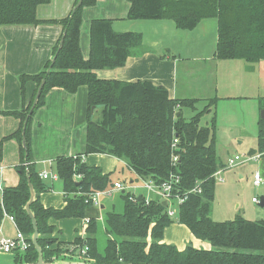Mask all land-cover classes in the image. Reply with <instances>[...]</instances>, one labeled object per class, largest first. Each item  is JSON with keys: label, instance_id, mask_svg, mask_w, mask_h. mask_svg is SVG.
Wrapping results in <instances>:
<instances>
[{"label": "trees", "instance_id": "1", "mask_svg": "<svg viewBox=\"0 0 264 264\" xmlns=\"http://www.w3.org/2000/svg\"><path fill=\"white\" fill-rule=\"evenodd\" d=\"M127 19H168L179 29L191 30L201 19L216 18L218 59H243L256 62L264 59V0H127ZM50 0H0V25L59 24L62 33L53 46L57 51L49 72L50 59L34 74L18 75L21 108L1 111L19 119V127L5 138L19 143L20 163L15 169L19 180L15 186L3 187L0 200V225L4 213L13 216L29 242L25 252H15V261L34 262L37 252L31 242L33 226L24 209L29 199L28 178L35 192L30 208L38 229V244L46 261L64 251L58 237L52 234L49 219L83 218L92 204L87 194L111 189L110 173L99 166L86 164L82 156L103 153L121 158L137 176L156 183L167 180L171 174L179 177L175 191L179 194L198 183L200 193H189L178 206L177 221L185 225L194 237L210 243V249L186 245L179 250L175 245L161 242L172 217L166 213L162 201L148 203L141 195L130 199L122 192L123 211H108L103 217L106 244L97 248L95 230L97 221L89 219L85 236H75L72 245L86 244L88 255L98 264H264V219L247 220L236 216L233 220L214 221L211 206L214 199L213 173L222 165L215 151L216 117L212 112L209 125H202L204 114L214 109L217 98L207 100L202 108L197 99L169 98L167 90L149 81L101 79L98 69H112L125 64L129 56L143 50L142 35L134 31H115L110 18H93L88 24V54L84 57L80 35L84 9L96 0H82L63 18L40 19L36 8ZM77 1H75L76 4ZM45 78L39 98L28 117L25 128V148L22 146V126L32 105L35 92ZM28 81L35 89L26 103L25 87ZM81 86L87 89L85 118V147L83 153L58 156L54 171L62 182L65 205L62 208L44 207L39 195L49 187L40 180L33 162L31 125L33 116L46 101L47 93L55 87L73 94ZM260 107H264L261 98ZM263 100V102H262ZM98 116H91V107ZM193 115L183 117L182 109ZM178 138L176 167L171 164V143ZM25 152L27 154L25 158ZM253 152L264 154V119L257 122V141ZM57 242V243H56ZM56 244V245H55ZM69 249V248H68ZM66 249V250H68Z\"/></svg>", "mask_w": 264, "mask_h": 264}, {"label": "crops", "instance_id": "2", "mask_svg": "<svg viewBox=\"0 0 264 264\" xmlns=\"http://www.w3.org/2000/svg\"><path fill=\"white\" fill-rule=\"evenodd\" d=\"M75 1L77 0H50L47 4L37 6L36 16L40 19L66 17L76 5ZM128 8L127 0H96L94 5L84 9L80 35L84 57H87L88 54V24L93 18H110L115 31H134L142 35L143 50L139 55L129 56L121 67L95 70L96 76L101 79L149 81L154 85L163 86L167 90L169 98L197 99L196 105L200 103L199 101L204 102L205 105L208 99L216 97L217 102L214 109L208 113L212 115L214 111L216 118L217 105L221 100L226 99L227 102L235 99L242 102L249 101L251 103L245 105L243 114L246 116L249 128L252 127V123L255 124L257 141V122L261 118L259 111L262 109L260 99L264 98V74L256 73V75L254 66L263 68L264 59L256 62H247L243 59H218L215 54L217 44L216 18L201 19L193 29L185 30L177 28L175 23L168 19H127ZM61 33L62 27L59 24L0 25V184L3 187L15 186L19 180L18 172L15 169L21 161L19 143L13 138L5 137L17 130L20 121L11 115L1 113V111L19 110L21 108L18 75L39 72L46 61L51 59L53 46ZM82 41L85 44V52L82 48ZM207 63L211 72L208 71L203 74V77L197 78L198 75L193 69ZM251 73H253V78ZM34 89L35 83L28 81L25 87L26 103L32 96ZM221 91H229V94L221 95L219 94ZM86 109L87 89L85 86L79 87L77 92L73 94L62 88H52L46 95L45 104L36 109L34 113L36 119L31 125V146L35 169L40 180L45 184L50 179H42L40 174L43 171L54 170L56 157L83 153ZM36 123L39 125L36 126ZM216 129L215 143L218 137ZM49 131H57L64 135H62V141L59 139L58 145H53L45 137ZM238 142L240 143L241 140ZM255 147L254 145L249 148L247 153L235 155L257 154L259 152H253ZM51 148L55 149V154H51L52 156L48 154ZM82 159L86 164L99 166L103 173L110 174L121 163L119 158L103 153L83 155ZM46 160L51 161V165L46 163L50 166L49 169H46L45 166L38 168V163L40 161L45 163ZM227 160H220L222 165L218 168L219 171H224L227 168ZM254 161L258 162V167L264 172V154H261ZM122 164L126 165L125 161H122ZM127 169L133 176L128 185L116 178L113 183L120 182L125 189H113L111 193L114 191L124 192L129 187L136 186L134 184L136 181L133 180L134 173L128 167ZM256 171L259 172L258 169ZM49 186L39 195L41 204L46 208H62L66 203L62 187L61 189H54V184H49ZM128 192L142 195L130 190ZM153 199L158 200V196ZM104 205V201L101 202V200L99 205H91L85 210L83 218L49 219V224L53 226L52 234L58 237L57 242L62 243L64 251L73 246L72 242L75 236L78 235L82 238L85 236L88 225L85 221L86 218H93L103 223L104 215H100L96 208H104ZM65 226L68 228L69 234L64 235ZM169 227H173L177 234L186 235L188 241L196 240L191 246L210 249L211 245L208 241L194 237L185 225L177 223L176 225L171 224ZM15 233L14 223L7 217H3L0 225V238H13ZM161 242L173 244L179 250L184 249L187 245L182 239H168L164 235Z\"/></svg>", "mask_w": 264, "mask_h": 264}, {"label": "rangeland", "instance_id": "3", "mask_svg": "<svg viewBox=\"0 0 264 264\" xmlns=\"http://www.w3.org/2000/svg\"><path fill=\"white\" fill-rule=\"evenodd\" d=\"M82 48L85 52V44L82 41ZM86 55V53H84ZM255 67V74H264V67L261 66ZM197 73V78L203 77V74H206L209 70V64H205L204 66H199L193 69ZM261 71V73H260ZM256 74V75H257ZM253 78V73H251ZM78 90V89H77ZM77 92V91H76ZM219 94H229L228 92L221 91ZM231 102H227V100L223 99L218 103L217 108V129L216 135H218L216 139V156L219 160L225 161L228 157L233 156L235 154H244L249 151V148L252 146H256V128L255 124L252 123V127L249 128L247 125V119L244 112V107L246 104L251 102H242L241 100H228ZM198 108H202L204 106V102L199 101ZM86 103V102H85ZM231 103V104H230ZM233 111V112H232ZM232 112V113H230ZM183 117L185 119H189L194 113L189 108L182 109ZM260 114V111H259ZM94 116H98V112L94 113ZM211 114H204L201 118L202 125H209ZM86 118V114H85ZM36 119V116H33V121ZM243 123V124H242ZM39 124L36 123V126ZM247 125V127H246ZM251 125V124H250ZM35 127V126H34ZM252 131H249L251 130ZM44 130V129H41ZM40 130V131H41ZM43 135V132H41ZM50 135V139H49ZM63 134H59L57 131H49L48 134L45 135L48 141H51L53 145H58L60 143L59 139L62 141ZM42 138V137H41ZM241 140L239 143L238 141ZM32 142V141H31ZM254 149V148H253ZM48 154H55V149L51 148L48 151ZM49 158V157H48ZM121 163L117 165L114 171L111 173V180L114 181L116 178L121 181L126 182L128 185L130 179L133 177L131 172L127 169L126 165L122 164L123 159L119 158ZM258 161V160H257ZM254 160L246 161L240 163L233 167H227L226 169L221 170L218 177L215 180L214 184V199L211 206V218L214 221H228L233 220L236 216H241L247 220L255 221L264 219V205H259L258 202H253L251 200L252 197L260 200V197L264 198V172L258 167V162ZM40 161L38 163V168L45 166V168L49 169V165L42 163ZM123 167V170H121ZM259 170V173L262 178V183L260 185H254L253 183V174L255 170ZM220 178V179H219ZM49 184H54V189H61L62 183L61 181H52L48 180L46 185L48 187ZM135 187H129L124 192L134 191L135 193H141L142 196H148L151 199L155 198L156 195L153 193H147V191L141 186L142 183L137 181L134 183ZM101 202L104 201V208H96L100 215H105L108 211H113L116 213H121L123 211V199L121 191H114L110 195L102 196L100 198ZM170 206L173 210H178V206L175 201H171ZM94 207V206H93ZM89 208V207H88ZM177 215L173 216L172 225H176ZM170 224V225H171ZM169 225V226H170ZM166 227L164 230V237L169 238H179L182 239L184 243L187 245H192L194 241H188V237L183 235L182 233L177 234L176 230L173 227ZM187 229V228H186ZM64 235L69 234L68 228L64 227ZM95 237L97 248L100 251H103L106 244V233L104 229V223L97 221V228L95 230ZM191 237V236H190ZM199 242L201 240H198ZM173 243V241H171ZM7 257H1L0 261L5 262ZM0 262V263H1Z\"/></svg>", "mask_w": 264, "mask_h": 264}, {"label": "built area", "instance_id": "4", "mask_svg": "<svg viewBox=\"0 0 264 264\" xmlns=\"http://www.w3.org/2000/svg\"><path fill=\"white\" fill-rule=\"evenodd\" d=\"M178 138L174 137L173 141L171 143V164L172 166L176 167L177 165V159H178V153L176 152L178 150L177 148ZM261 154H245V155H234L233 157H229L226 163V167H233L239 163H243L250 160H256L259 158ZM48 163L51 165V161H48ZM220 171L219 169L216 170L213 173V177L216 179L219 175ZM40 177L42 179H50V180H57L58 176L57 173L53 171H43L40 174ZM220 179V178H219ZM137 181H140L142 183V187L147 191V193H153L154 195L158 196V200L160 201H166V213L170 217H175L176 210H173L170 206L171 201H175L177 206H179L182 202H184L187 199V196L189 193H200L201 188L198 186V183L196 182L195 186L191 188L190 190L184 192L183 194H179L178 191H175L177 188V184L179 182V177L176 174H171L170 177L162 181L160 183H156L152 179H144L139 176H137ZM253 183L254 185H260L262 183L261 175L258 171L254 172L253 174ZM113 189L117 190H124L125 187L120 182L113 183V186L111 189H106L103 191H94L87 194L86 201H89L92 205H99L100 203V197L102 195H109ZM3 192V186L0 184V200L1 195ZM130 199H135L136 196L130 192ZM141 196V195H140ZM145 199V202L148 203L152 199L148 196L143 197ZM253 202H259V200L255 197L252 198ZM4 217H7L9 220H11L15 227V221L12 215L4 213ZM85 221L88 223L89 219L86 218ZM29 247V242L27 241L25 235L16 227V233L13 238H0V253L4 254H13L15 252L23 253L26 251V249ZM64 254H68L71 256H77L80 258H89L88 255V247L86 244L83 245H73L71 248L63 252Z\"/></svg>", "mask_w": 264, "mask_h": 264}, {"label": "water", "instance_id": "5", "mask_svg": "<svg viewBox=\"0 0 264 264\" xmlns=\"http://www.w3.org/2000/svg\"><path fill=\"white\" fill-rule=\"evenodd\" d=\"M81 1L82 0H77L76 5L74 6L73 9L78 7L81 4ZM64 35H65V31H63V33H62L61 39H60V41L58 43L57 50L61 47ZM56 54H57V51L51 57L50 65L46 69V73L50 71L51 66H52V64H53V62L55 60ZM44 82H45V78H42L40 83H39V85H38V87H37V90L35 92V96H34L32 105H31V107H30V109H29V111H28V113H27V115L25 117L24 122H23L22 132L21 133H22V146L24 148H25V128H26L27 120H28V117L30 116L31 112L33 111L34 106L37 103V100L39 98V95H40L41 89H42V87L44 85ZM95 109L96 108L94 106L91 107V116H94ZM260 117L264 119V108H262L260 110ZM26 156H27V154L25 152V158H26ZM28 188H29V199L26 202V204L24 205V209H25L26 213L28 214V216L30 217V220H31V223H32V226H33V232L31 234V242H32V245L34 246V248H35V250L37 252V259L34 262H26L24 260L15 261V256L13 254L0 253V259H1V257H7V260L5 262H1L0 261L1 262L0 264H98V263H96L94 261V259L80 258V257H77V256H71V255L64 254V253H62L58 257L53 258L51 261H46L43 258L42 249H41V247H40V245L38 244V241H37V238H38L39 235H38L36 219H35V216H34L32 210L30 208L31 203L35 200L36 192H35V189H34L32 183H31V181L29 180V178H28ZM140 198H141V196L139 195L138 196V200H140ZM162 204L165 206L166 205V201H162ZM259 205H261V206L264 205L263 197H260Z\"/></svg>", "mask_w": 264, "mask_h": 264}]
</instances>
